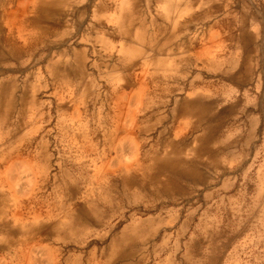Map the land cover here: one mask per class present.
<instances>
[{
  "label": "rangeland",
  "instance_id": "rangeland-1",
  "mask_svg": "<svg viewBox=\"0 0 264 264\" xmlns=\"http://www.w3.org/2000/svg\"><path fill=\"white\" fill-rule=\"evenodd\" d=\"M60 2L0 0V264H264V180L256 187L254 171L215 194L198 188L151 209L116 189L146 149L130 146V106L140 101L112 98L105 79L94 84L102 97L69 83L54 89L25 46L31 25L44 36L41 20L62 22L64 14H51ZM66 15L74 41L77 14ZM93 21L86 14L79 25ZM166 154L151 156L164 181L148 174L138 185L169 198L182 186L160 165L178 158L177 148Z\"/></svg>",
  "mask_w": 264,
  "mask_h": 264
},
{
  "label": "crops",
  "instance_id": "crops-1",
  "mask_svg": "<svg viewBox=\"0 0 264 264\" xmlns=\"http://www.w3.org/2000/svg\"><path fill=\"white\" fill-rule=\"evenodd\" d=\"M57 5L62 11L53 7L51 14H64L62 22L41 20L48 29L44 36L31 25L25 46L38 52L37 65L46 67L54 89L69 83L81 93L94 88V97H102L96 85L105 79L113 83L112 98L140 101L130 106V146L146 149L137 166L130 165L129 176L113 184L116 189H130V200L138 204L142 197V208L151 209L198 188L207 194H215L217 186L230 188V181L248 170L259 180L255 186H263L264 0H61ZM66 14H77L74 41ZM86 14L93 25L82 27ZM109 113L115 125L120 108ZM173 147L179 157L160 165L172 174L169 180L181 181V190L166 198L140 187L148 174L166 178L151 156H167Z\"/></svg>",
  "mask_w": 264,
  "mask_h": 264
},
{
  "label": "bare ground",
  "instance_id": "bare-ground-1",
  "mask_svg": "<svg viewBox=\"0 0 264 264\" xmlns=\"http://www.w3.org/2000/svg\"><path fill=\"white\" fill-rule=\"evenodd\" d=\"M46 2V1H45ZM48 2V1H47ZM40 3V2H39ZM42 3H43V1H42ZM51 4V3H50ZM40 6H41V8H42V10L43 11H45V12H48L49 11V9H48V3H47V5L45 4V3H43V4H40ZM52 7H54V5L52 6ZM50 12V11H49ZM47 15V14H46ZM134 19V18H133ZM139 21V20H138ZM140 25V24H139ZM143 30V29H142ZM171 45V44H170ZM161 49V48H160ZM157 53V52H156ZM60 63H61V61H60ZM127 65V64H126ZM82 70V69H81ZM128 70V69H127ZM1 87V86H0ZM187 103V102H186ZM187 106H188V104H187ZM8 107V106H7ZM191 107V106H190ZM184 108V107H183ZM8 109V108H7ZM187 109V108H186ZM170 154V153H169ZM166 156V155H165ZM166 158V157H165ZM155 161H157V160H155ZM156 179V178H155ZM164 181V180H163ZM177 181V180H176ZM138 182V181H137ZM165 183V182H164ZM144 184V183H143ZM175 184V183H174ZM176 184H178V183H176ZM140 185V184H139ZM158 185V184H157ZM168 187H169V185H168ZM114 191V190H113ZM124 193V192H123ZM131 229V228H130ZM132 230V229H131ZM127 231V230H126ZM131 233V232H130ZM137 234V233H136ZM135 234V235H136Z\"/></svg>",
  "mask_w": 264,
  "mask_h": 264
}]
</instances>
